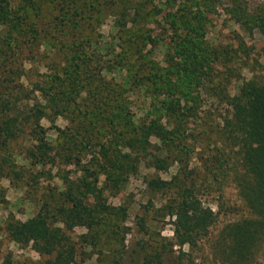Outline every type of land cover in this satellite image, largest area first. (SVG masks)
<instances>
[{
	"label": "trees",
	"instance_id": "16d2710c",
	"mask_svg": "<svg viewBox=\"0 0 264 264\" xmlns=\"http://www.w3.org/2000/svg\"><path fill=\"white\" fill-rule=\"evenodd\" d=\"M218 8L249 33H264V6L255 12L243 0H0V180L21 179L29 170L43 176L49 166L65 185L54 200L43 199L35 215L6 222L7 235L32 242L42 259L16 263L5 255L0 264H76L77 245L90 248L91 259L102 236L101 242L116 243L107 255L98 251L103 264H121L127 210L101 197L120 192L129 169L141 163L158 171L178 165L170 180L149 184L168 192L159 210L174 218L171 249L196 246L215 214L201 200L193 160L216 173L212 181L224 168V153L209 159L196 153L203 93L227 105L216 133L227 143L232 180L254 215L225 225L216 253L221 264L253 258L264 239V82L251 77L235 94L227 92L230 79L239 78L236 67L226 65L232 55L206 37ZM109 18L113 31L104 38ZM161 44L163 63L155 57ZM51 55L61 63H50ZM43 58L49 62L41 73ZM131 92L144 98L138 117ZM58 116L67 125L56 127L52 144L41 121ZM77 226L87 229L78 243L68 234ZM167 251L164 242L144 247L143 264H165Z\"/></svg>",
	"mask_w": 264,
	"mask_h": 264
},
{
	"label": "rangeland",
	"instance_id": "374dc122",
	"mask_svg": "<svg viewBox=\"0 0 264 264\" xmlns=\"http://www.w3.org/2000/svg\"><path fill=\"white\" fill-rule=\"evenodd\" d=\"M243 1L255 12L261 11L264 6V0ZM112 31V19L109 18L102 25L101 32L106 38ZM206 37L213 44L227 48L232 55V60L226 65L235 66L239 78L232 77L230 79L227 92L235 94L239 85L251 77H256L264 82V33L259 29L256 28L249 33L225 14L224 10L218 8L217 12L211 15ZM48 50V48L43 47L41 51ZM164 53L165 46L161 44L155 50V57L161 63H163ZM236 59L238 62H235ZM50 60V63H53L54 60L61 63L60 57L57 55H51ZM48 62L49 58H43L41 64L37 65V70L41 73L47 72L45 63ZM30 66V63L25 64L26 68ZM216 68L224 69L223 65H217ZM34 72L35 75H38L36 69ZM115 76L120 80L119 74H115ZM129 97L132 101L133 112L136 117L140 116L143 113L140 107L144 98L138 92H131ZM201 100V118L194 123V132L198 133L195 142L196 153L198 156H203V159H209L214 154L224 153V168L220 171L221 175L213 181L211 178L215 172L213 173L209 171V168L204 167L202 161L193 160V163H198L199 175L196 185L201 189V200L204 205L211 207L215 214V221L209 227L208 235L200 239L196 246L190 247L185 244L180 247L174 245L171 249L172 221L174 218L163 215V212L159 210V207L166 201L168 192L155 190L149 182L155 178L170 180L176 174L178 165L174 164L165 171H158L144 163L131 167L125 187L115 194L105 191L101 197V201L111 205H123L127 210L125 220L122 222L128 232L125 235L121 264H143L144 247L150 250L161 242L168 246V251L164 255L165 264H221L214 244L223 227L228 223L254 216L239 195L235 182L232 180L231 159H226L230 153L227 143L223 142V139L219 138L216 133L222 115L226 114L227 105L219 101L217 97L206 93L201 95ZM41 123L47 128L46 135L50 143L56 144V127H65L67 120L58 116L53 122L44 118ZM153 141L156 139L153 138ZM207 163H210V160H207ZM61 167L72 170L73 173L76 172L74 166L61 165ZM38 169L36 168L34 171H39ZM38 175L29 170L21 179L12 180L10 177L4 176L0 180L2 191V198L0 199V263L5 255H10L16 263L26 259L31 261L42 259L32 242L16 243L7 235L5 230L8 218L26 220L39 211L43 199L50 196L49 200L52 201L54 200L52 199L53 193L57 194V192L65 190V185L55 167L46 166L44 175ZM89 198L91 201L96 200L93 195H90ZM143 225L147 230L143 229ZM86 232L85 227L77 226L68 234L74 242L78 243L80 242V235ZM101 239L99 245L94 248L91 259H89L90 248L85 246L81 248L77 245L80 249L76 264H98V262L103 264L104 256L99 255L98 251L104 248L103 255H107V249L116 247V243L107 240L101 242ZM82 251L88 253L84 254ZM83 260L86 262L84 263ZM247 264H264V239L259 243L253 258Z\"/></svg>",
	"mask_w": 264,
	"mask_h": 264
}]
</instances>
